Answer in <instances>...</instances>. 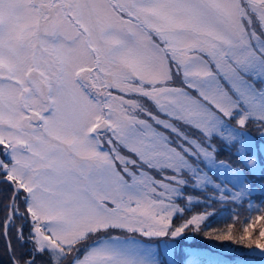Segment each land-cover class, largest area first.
Instances as JSON below:
<instances>
[{"label":"snow or ice","instance_id":"6c2138e0","mask_svg":"<svg viewBox=\"0 0 264 264\" xmlns=\"http://www.w3.org/2000/svg\"><path fill=\"white\" fill-rule=\"evenodd\" d=\"M0 182L8 264H176L212 204L264 213V0H0ZM204 235L264 254V215Z\"/></svg>","mask_w":264,"mask_h":264},{"label":"trees","instance_id":"16d2710c","mask_svg":"<svg viewBox=\"0 0 264 264\" xmlns=\"http://www.w3.org/2000/svg\"><path fill=\"white\" fill-rule=\"evenodd\" d=\"M254 134V133H253ZM3 193V198L8 199L11 197V187L6 183H0V194ZM23 195V194H22ZM2 199V198H1ZM254 203H260L262 201L260 194H255L253 196ZM3 200V199H2ZM6 203L2 204L1 211H0V220H3L4 216L6 215L5 207ZM8 205V204H7ZM205 208L204 203H199L194 205V208L189 211L188 215L184 217H188L192 212L198 213L203 212ZM3 209V210H2ZM209 211L214 212L213 215L208 217L204 224L201 226V231H186L181 237L176 239L181 245L180 255L182 256V264L187 258V254L184 252L185 248L188 249H199V250H213V249H221V250H232L233 254H239L240 256L247 257L250 252L259 250V249H249L245 247L243 244L233 243L232 240H216L204 235L205 232H210L212 234H216L219 232L227 233L228 226H233V235L238 237L242 234V224L245 221H251L255 218L256 215H264V213L256 212L253 209L251 212L248 208V203L245 201L243 204H233V203H215L212 204ZM181 223V217H176L174 219V224ZM259 226H257L256 231L253 233V238H256L258 235ZM145 239V238H143ZM0 263L8 264V254L5 247V241L0 239ZM184 253V254H182ZM234 261V260H233Z\"/></svg>","mask_w":264,"mask_h":264},{"label":"rangeland","instance_id":"374dc122","mask_svg":"<svg viewBox=\"0 0 264 264\" xmlns=\"http://www.w3.org/2000/svg\"><path fill=\"white\" fill-rule=\"evenodd\" d=\"M250 131H252V130H250ZM253 133L254 132H252V134ZM0 183H3V182H0ZM4 183H6V182H4ZM6 184H8V183H6ZM11 194H12V190H11ZM3 195H4L3 193L0 194V211H1L2 204L3 203L5 204V202L7 201V203H6V206H7L8 202H9V199L11 198L10 197L8 199H4ZM261 198H262V201H264V195H261ZM181 203H183V201H181ZM257 204H260V203H257ZM194 205H196V204H194ZM194 205L191 206V210L194 208ZM188 213H189V211H186L184 213V216L188 215ZM192 214H195V213L192 212L189 216H191ZM17 223H19V222H17ZM124 235H127V234L125 233ZM134 235H136L137 239L144 240L143 237H140L138 234H134ZM145 242L156 243V241H145ZM174 248H175V252H174V257L173 258L176 261V264H182V256L180 255V250L182 249L181 245L178 242L175 241ZM189 251L199 252V253L202 254L203 259L206 260L208 258H212V259H215V260L219 261L220 264H264V254H260V250H256V251L250 252L247 255V257L240 256L239 254H233L232 252H234V251H232V250H229V251L228 250H221V249L199 250V249H188V248H185V250H184V252L186 254ZM1 253L2 252H1V249H0V254ZM182 254H184V253H182ZM0 264H2V263H0Z\"/></svg>","mask_w":264,"mask_h":264}]
</instances>
